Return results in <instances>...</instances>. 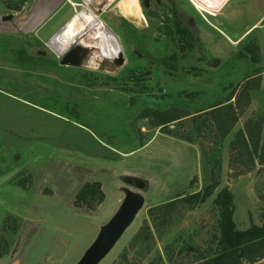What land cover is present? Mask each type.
I'll list each match as a JSON object with an SVG mask.
<instances>
[{
	"label": "rangeland",
	"instance_id": "374dc122",
	"mask_svg": "<svg viewBox=\"0 0 264 264\" xmlns=\"http://www.w3.org/2000/svg\"><path fill=\"white\" fill-rule=\"evenodd\" d=\"M38 1L16 12L0 0V16L14 15L10 23L0 21L7 27L0 28V264H76L118 209L121 174L145 178L150 187L145 205L99 264H190L193 248L211 244L219 219L213 198L226 186L238 229L264 223L261 151L252 163L230 146L248 121L264 118V0H226L209 13L184 0L182 9L187 5L202 26L184 53L163 29V17H148L139 0L51 1V11L26 31L22 18L36 12ZM82 10L117 37L125 63L115 71L95 67L99 52L87 37L80 38L87 64L59 63L64 51L49 41ZM141 69L152 71L146 86L128 83ZM234 89L238 122L231 132L220 142L207 113L210 121L199 133L193 112ZM189 91L196 95L183 93ZM148 106L187 109L191 115L169 125L185 138L161 132L153 115L144 117ZM218 171L219 185L205 202L168 214L156 210L203 189ZM94 181L102 185L103 200H91V208L78 205L77 192Z\"/></svg>",
	"mask_w": 264,
	"mask_h": 264
},
{
	"label": "trees",
	"instance_id": "16d2710c",
	"mask_svg": "<svg viewBox=\"0 0 264 264\" xmlns=\"http://www.w3.org/2000/svg\"><path fill=\"white\" fill-rule=\"evenodd\" d=\"M5 5V9L9 11L19 12L23 9L25 3L29 0H2ZM181 36V42L178 44L179 51L183 53L187 51L184 49L186 46L191 48L194 40H188L186 34L183 33ZM180 42V41H179ZM178 43V42H177ZM27 61V60H26ZM30 62V60H28ZM165 63V62H161ZM141 72L131 73L128 79L131 80L130 84L139 87L146 86L145 82L151 79V69H141ZM129 84V85H130ZM239 85V84H238ZM237 85V86H238ZM125 86V85H124ZM132 86L128 87L129 89ZM252 89L249 86V90ZM235 90V89H234ZM244 91H247L245 89ZM236 90L231 92L225 100L219 103L213 104L207 109H201L193 115V119L196 121V130L201 131V128L207 124L209 119H205L207 113L213 115V123L219 134L220 142L223 141L226 136L231 132L233 127L238 122V113H236ZM188 97H193L196 92H183ZM235 98V102L232 100ZM182 107L172 106L166 109H159L152 106L146 107L142 113L144 117L153 115L155 117V125L160 129L161 132L172 136H178V138H185V136L174 132L169 128L171 123L183 119L189 115L190 112L186 111ZM145 111V112H144ZM191 115V114H190ZM230 146L232 151L241 149L243 153L249 156L253 163V157L255 154L258 155L260 150L259 158L264 163V118L260 117L255 122L248 121L246 130L240 129L231 141ZM231 154V153H230ZM231 159V158H230ZM221 168V167H220ZM219 171L213 172L212 182L205 185L203 189L185 194L177 199L165 202L156 207V210H160L165 214L172 213L178 205L194 208L197 205L205 202L216 190L219 185ZM104 193L102 185L99 181L85 183L77 192L76 203L78 205L87 204L89 208L91 200L102 201ZM213 204L218 209L219 219L217 230L213 234L211 244L205 248L195 247L193 248L194 259L190 264H253L264 259V223L252 224L247 229H238L235 221L232 218L234 211L233 193L229 187H223L213 198ZM153 219L155 220L156 214L153 215V209L150 210ZM4 240V238H0ZM2 242H0V249L2 248ZM190 248H187V251ZM3 252L0 250V257Z\"/></svg>",
	"mask_w": 264,
	"mask_h": 264
},
{
	"label": "water",
	"instance_id": "95a60500",
	"mask_svg": "<svg viewBox=\"0 0 264 264\" xmlns=\"http://www.w3.org/2000/svg\"><path fill=\"white\" fill-rule=\"evenodd\" d=\"M105 1L107 2L108 0ZM142 2L145 7L149 6L148 0H142ZM102 10L101 7L99 13H101ZM97 17L96 15V18ZM13 19V14L0 16L1 21L9 23L12 22ZM64 27L60 31H62ZM0 28L6 29L7 27ZM54 36L52 38H54ZM51 41L52 40H50L49 43ZM73 43H75V45H72ZM73 43L64 50L59 63L65 66L77 67L81 65L83 59L85 64H87L88 58L86 57V52L88 49L84 46H80L77 40ZM96 62L97 65H95V67L98 70L113 72L125 63V57L123 51H121L118 57L112 59L106 58L103 61L96 60ZM119 180L123 183L120 190L124 193V197L118 209L112 217L100 227L95 239L76 264H99L117 244L125 231L132 224L139 211L145 205L144 193H146L150 187L149 180L131 174H121Z\"/></svg>",
	"mask_w": 264,
	"mask_h": 264
},
{
	"label": "bare ground",
	"instance_id": "6f19581e",
	"mask_svg": "<svg viewBox=\"0 0 264 264\" xmlns=\"http://www.w3.org/2000/svg\"><path fill=\"white\" fill-rule=\"evenodd\" d=\"M51 1H53L52 3H54V1L59 2L60 0H39L35 6L36 12L33 14L31 13L28 16L22 18V26L26 31H31L32 29H34L42 21V19L51 11L52 7L55 4L51 3L49 5V2ZM199 2L201 4L195 2L197 7H199L203 11L211 12L220 9L223 6L224 2H226V0H199ZM43 4L44 7L39 8V6ZM78 20L81 21L78 22ZM25 25L28 26L25 27ZM81 26H84V28H81L78 33H75ZM12 28H15V26L13 25ZM85 28L89 31L96 30L94 34L91 35L89 33V36H87V38L92 40V43H94L93 47L98 49L97 51L99 52V56L95 60L103 61L106 58H112L117 56L118 53L122 51L121 45L115 34L111 32L109 28H106L104 25L102 26L100 20H98L96 16L94 17L92 13L87 10H82L81 12L77 13L70 21H68L64 29L58 33L59 35L56 34L54 38L51 39L52 41L50 42V44L59 53H61L70 44L79 39L80 34H82ZM57 35L58 37H56ZM82 40L87 39L82 36ZM82 40H79L80 46H83L85 43L81 42Z\"/></svg>",
	"mask_w": 264,
	"mask_h": 264
},
{
	"label": "flooded vegetation",
	"instance_id": "af4514ba",
	"mask_svg": "<svg viewBox=\"0 0 264 264\" xmlns=\"http://www.w3.org/2000/svg\"><path fill=\"white\" fill-rule=\"evenodd\" d=\"M139 2L141 3V7L144 9V12H146L148 17H160V15L163 17L164 20L160 22L164 26L163 29L170 30L171 33L177 37L175 41H180L178 44L180 43L181 46L183 45V42H181L180 35L183 33L186 34V38L188 40H197V36L200 33L198 26L201 25H199L197 18L194 14H192V12H190L187 5L185 10L182 9V6H185L184 0H148V7L144 6L142 0H139ZM187 3L190 4L192 8H194L193 10L197 11L195 8L196 3L193 0H188ZM205 12L209 13L207 11ZM165 13H167L166 17L162 15ZM142 16L146 20L144 14H142ZM96 58L97 57L94 59Z\"/></svg>",
	"mask_w": 264,
	"mask_h": 264
},
{
	"label": "built area",
	"instance_id": "2783aa9c",
	"mask_svg": "<svg viewBox=\"0 0 264 264\" xmlns=\"http://www.w3.org/2000/svg\"><path fill=\"white\" fill-rule=\"evenodd\" d=\"M97 19L100 20L98 17H97ZM100 21H101V20H100ZM109 29H110V28H109ZM111 31H112V30H111ZM88 32H89V30H88V29H85V30L82 32V34H80L81 36H79V39H78V40H80V38H82V36H84L85 38H86L87 36H89ZM78 42H80V41H78ZM119 53H120V52H119ZM119 53H118V55L115 56V57H118V56H119ZM112 58H114V57H112ZM112 58H109V59H112Z\"/></svg>",
	"mask_w": 264,
	"mask_h": 264
},
{
	"label": "crops",
	"instance_id": "0c3cea01",
	"mask_svg": "<svg viewBox=\"0 0 264 264\" xmlns=\"http://www.w3.org/2000/svg\"><path fill=\"white\" fill-rule=\"evenodd\" d=\"M89 12H90V11H89ZM90 13H92V12H90ZM92 15H93L94 17L96 16V15L93 14V13H92ZM70 19H71V18H70ZM70 19H69V20H70ZM69 20H68V21H69ZM68 21L66 22V24H65L64 26L67 25ZM80 21H81V20H78V22H80ZM96 21H97V20H96ZM83 22H85V21H83ZM100 23H101L102 26L104 25V24L102 23V21H100ZM86 24H87V23H86ZM86 24H85V25H86ZM64 26H63V27H64ZM104 26H105V25H104ZM105 27H106V26H105ZM106 28H108V27H106ZM109 30H110V29H109ZM110 31H111V30H110ZM56 34H57V33H56ZM78 36H79V35H78ZM83 46H84V45H83ZM121 48H122V47H121ZM122 51H123V50H122ZM258 262H259V261H258ZM253 264H254V263H253Z\"/></svg>",
	"mask_w": 264,
	"mask_h": 264
}]
</instances>
